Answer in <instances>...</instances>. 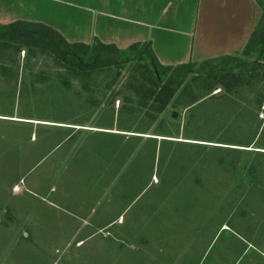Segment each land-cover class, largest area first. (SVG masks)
<instances>
[{"label": "rangeland", "instance_id": "1", "mask_svg": "<svg viewBox=\"0 0 264 264\" xmlns=\"http://www.w3.org/2000/svg\"><path fill=\"white\" fill-rule=\"evenodd\" d=\"M24 3L36 17L57 19L68 37L90 32L77 10ZM23 56L9 74L0 70V264H264V150L215 144L254 135L264 144V97L256 102L264 82L231 96L200 91L188 107L178 91L141 135L98 128H109L111 116L125 121L117 115L132 96L130 65L118 76L96 74L84 90L73 78L63 87L48 59L24 67ZM66 119L84 126L56 123ZM66 128L73 137L54 147ZM94 132L156 139L153 165L139 151L144 141L125 159L99 151L106 144ZM217 147L246 151L235 154L238 173L228 164L233 153Z\"/></svg>", "mask_w": 264, "mask_h": 264}, {"label": "trees", "instance_id": "2", "mask_svg": "<svg viewBox=\"0 0 264 264\" xmlns=\"http://www.w3.org/2000/svg\"><path fill=\"white\" fill-rule=\"evenodd\" d=\"M254 1L260 8L261 16L238 57H223L200 64L188 63L166 67L159 64L148 42L135 43L123 50L112 44H103L96 38H93L88 44L70 43L58 31L47 25L18 20L0 25V70L2 75H5L4 73L9 74L11 71L9 67H18V56L22 51L24 67L32 58H46L59 71L57 77L63 87H70L68 80L73 78L81 84L84 90H88L89 84L96 74L116 69L115 75L118 76L121 67L130 65L133 74L130 75L126 89L131 92L132 96L123 100L125 105L121 107L117 115L125 116V121H119L115 124L111 116L107 126L109 128H104L106 127L104 124H98L102 127L98 128L112 130L115 126L119 132L147 135L158 116L165 111L178 91H180L179 95H187L186 105L188 107L200 101V91H205L206 95H209L215 87H221L225 96H231L239 89L252 88L264 82V0ZM191 73L194 75L190 78V83L185 84L184 81ZM261 93L257 94L256 102L258 104L264 97ZM114 95L117 97L119 94L115 93ZM224 100L226 101V99ZM92 105L96 106L97 103H92ZM141 111H144L142 117L140 113L137 114ZM126 119L129 125H125ZM62 121L66 123H56L84 126L82 120L69 121L66 119ZM134 122L137 124L132 127ZM67 129L71 128L60 130L57 133L59 139L54 147L64 140L65 143L71 140L73 135ZM153 133L152 136L172 138L160 132ZM254 136L245 143L232 142L231 140L225 142L224 140L215 144L245 148L256 145L258 147L256 149L264 150L263 142L257 143L259 137L255 139ZM92 137L106 144L104 147L97 145L99 151L106 152L109 156L121 154L125 156V159L130 157L133 153L132 149L137 144L144 141L140 144L142 149L139 151L149 164L153 165L157 145V140L154 138H146L145 140L140 136L124 138L121 134L104 132H94L91 134ZM162 143L167 144L170 141L160 144L162 145ZM216 149L227 148L217 147ZM224 151L233 153L228 164L234 168L235 173H238L235 154L245 150L229 148ZM161 152L160 150V159L162 157ZM222 160L219 158V162ZM148 169L150 171V168ZM255 169L256 166L250 164L247 171L248 173H255ZM144 173L147 175L148 172ZM142 185L147 186L148 183Z\"/></svg>", "mask_w": 264, "mask_h": 264}, {"label": "crops", "instance_id": "3", "mask_svg": "<svg viewBox=\"0 0 264 264\" xmlns=\"http://www.w3.org/2000/svg\"><path fill=\"white\" fill-rule=\"evenodd\" d=\"M46 1L77 10L90 31L85 39L76 36L80 33L65 35L54 17H36L24 0H0V25L18 20L41 23L70 43L88 44L96 38L121 50L148 42L159 64L166 67L238 57L261 16L254 0H92V4L89 0L84 6Z\"/></svg>", "mask_w": 264, "mask_h": 264}, {"label": "water", "instance_id": "4", "mask_svg": "<svg viewBox=\"0 0 264 264\" xmlns=\"http://www.w3.org/2000/svg\"><path fill=\"white\" fill-rule=\"evenodd\" d=\"M173 117H174V118L176 117V113H173Z\"/></svg>", "mask_w": 264, "mask_h": 264}, {"label": "built area", "instance_id": "5", "mask_svg": "<svg viewBox=\"0 0 264 264\" xmlns=\"http://www.w3.org/2000/svg\"><path fill=\"white\" fill-rule=\"evenodd\" d=\"M263 108V107H262Z\"/></svg>", "mask_w": 264, "mask_h": 264}]
</instances>
